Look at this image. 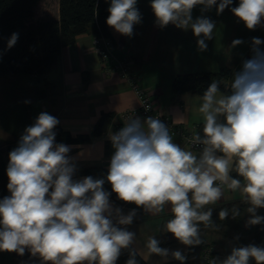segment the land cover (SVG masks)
Returning <instances> with one entry per match:
<instances>
[{
  "label": "clouds",
  "instance_id": "9594fccd",
  "mask_svg": "<svg viewBox=\"0 0 264 264\" xmlns=\"http://www.w3.org/2000/svg\"><path fill=\"white\" fill-rule=\"evenodd\" d=\"M233 0H151L158 27L173 24L191 28L200 51L212 40L216 24L192 11L200 5L206 12L216 6L217 15ZM137 0H109L108 26L131 37L134 25L142 20ZM231 12L248 30L264 23V0H239ZM18 34L8 41L11 48ZM242 41L232 42L235 47ZM264 43L252 39V57L243 61L226 91L222 81L213 80L199 96L197 112L203 120L202 135L193 132L189 143L202 146L199 154L173 142L170 128L159 118L143 121L130 117L109 139L111 157L107 182L112 193L126 203L158 215L167 208L171 214L162 228L185 246L204 243L201 225L219 229L212 220L213 208L225 189L240 193L248 205V226L264 224L257 210L264 208ZM58 119L42 112L25 128L18 146L9 153L7 166L10 195L0 199V251L39 256L41 264H116L122 250H129L126 264H138L139 252L132 248L136 234L127 230L137 215L135 209L123 214L113 208L112 193L103 187L105 179L91 176L73 179L76 172L70 146L56 143ZM235 173V177L233 176ZM229 210L222 208L224 221ZM236 218L237 207L231 209ZM155 236L147 238V255L167 260L169 255L181 264V251L169 252ZM264 264V247L249 244L233 247L223 260L211 258L208 264Z\"/></svg>",
  "mask_w": 264,
  "mask_h": 264
},
{
  "label": "crops",
  "instance_id": "0c3cea01",
  "mask_svg": "<svg viewBox=\"0 0 264 264\" xmlns=\"http://www.w3.org/2000/svg\"><path fill=\"white\" fill-rule=\"evenodd\" d=\"M146 2L147 0H137L136 6L140 12L144 9ZM50 3L51 0H41L37 3L34 7V20L37 18L38 20H59V0H55L54 12L51 16H47L48 13L45 17L36 15L40 5L47 7ZM141 16L142 20L134 25L131 37L121 35L108 26L113 43V57L116 59L127 57L133 62L132 71L140 76L141 86L149 92L160 112L170 117L184 130H196L202 135L203 120L197 112L200 95L174 94L171 88L174 77L178 74L217 71L228 67L231 69L229 85L233 74L241 70L243 61L251 59L253 54L245 50L247 45L243 43L235 47L231 44L228 47L231 36L228 40L224 39L225 52L229 48V53L226 52L227 56L218 52L217 55H213L209 50L211 40L206 41V50L200 51L197 37L190 38V45L186 44L181 48L175 43L173 45V40L168 37L164 39V42L173 49L176 45L175 56L162 57L157 55V52L153 53L149 50L151 40L148 42L150 45H146V37L150 34L154 36V44L157 43L155 38L160 36L159 31L155 29L160 27L155 23L153 10L148 17L150 20ZM230 21L235 23L234 20ZM243 26L244 24L240 26V23L237 25L238 28ZM231 33L235 34L236 31L231 30L230 35ZM92 37L89 34L77 36L72 44L62 48L56 64L43 75L7 77L11 83L7 87L9 90L6 94H3L4 85L0 83V151L7 148L15 149L25 128L34 124L42 112L56 117L60 126L73 136L91 135L100 117L103 114H109L111 122L104 135L91 137L89 142L83 144H65L70 146L69 156L74 158L76 164L73 179L79 180L86 177L82 175V170L85 168L106 167L109 170L112 157L106 154V144L111 142L109 136L124 127L126 120L121 116L126 111L137 109L139 102L127 82L117 73L105 72L98 55L93 50ZM240 39L246 40L243 36L241 38V34ZM160 42L161 40L158 41V49ZM136 117L144 120L140 116L133 118ZM173 142L181 148L186 147L191 150L176 137H173ZM192 151L197 154L200 152V150ZM238 199H242L238 191L233 193L225 189L223 198L218 202ZM110 202L114 209L119 208L125 215L132 211L118 206L112 200ZM136 212L133 223L122 227L136 234V242L132 248L139 252L147 264H162L175 260L171 255L167 260L157 255L149 257L145 248L149 236H155L160 241L159 246L167 248L169 252L179 250L186 257L188 256L189 246L181 244L171 233L162 231L164 223L171 218L167 208L164 213L158 215L145 214L144 211ZM201 235L205 244L216 246L214 258L223 260L231 254L234 246L226 242L227 237L204 231ZM204 251L203 247L198 251L196 261L202 260ZM0 264H41V260L39 256L34 257L27 250L22 256L16 252L0 251Z\"/></svg>",
  "mask_w": 264,
  "mask_h": 264
},
{
  "label": "trees",
  "instance_id": "16d2710c",
  "mask_svg": "<svg viewBox=\"0 0 264 264\" xmlns=\"http://www.w3.org/2000/svg\"><path fill=\"white\" fill-rule=\"evenodd\" d=\"M41 0H0V77H16L43 75L53 67L61 53L62 48L72 44L76 37L83 34L96 36L102 33L110 38L109 27L106 20L109 16V0H59V20H34V7ZM219 2V0H218ZM239 0H233V4L226 8L231 12V7H236ZM13 33L18 34L16 43L9 48L8 41ZM111 39V38H110ZM231 69L221 68L217 71L178 74L172 81V91L179 95L192 93L202 96L213 80L222 81L220 89L227 90ZM111 122V115L103 114L93 128L91 135H75L64 130L58 123L54 131L55 142L63 144H83L91 140V137L104 135ZM14 150L7 148L0 151V199L9 195L7 184V166L9 153ZM106 154L113 155L114 149L111 142L106 144ZM108 174L106 167H89L82 170V175L91 176L94 179H105ZM235 173L233 176L235 177ZM104 189L112 193L111 184L105 179ZM110 200L118 206L136 211H143L135 204L119 200L112 193ZM247 204L243 199L218 202L209 205L213 208L212 220L219 225L218 230L211 228L204 232H217L219 235L234 238L243 246L249 244L264 247V224L248 226L250 214L246 212ZM237 207L241 215L233 218L231 209ZM224 208L229 210V216L220 221L219 211ZM257 214L264 216V208L258 209ZM203 243L198 246H189L188 256L184 264H208V260L196 261L198 251ZM129 250H122L116 264H126L129 259ZM138 264H147L140 256H136ZM162 264H181L180 261L171 260Z\"/></svg>",
  "mask_w": 264,
  "mask_h": 264
},
{
  "label": "rangeland",
  "instance_id": "374dc122",
  "mask_svg": "<svg viewBox=\"0 0 264 264\" xmlns=\"http://www.w3.org/2000/svg\"><path fill=\"white\" fill-rule=\"evenodd\" d=\"M54 2L55 0H51V3L47 7L40 5V7H38L36 11V15L38 17H45L47 15L46 13H48L47 16H51L54 12ZM150 3H151V0H147V2L144 4V9H142L141 12L139 11L141 15H143L148 20H150L148 17L152 11V8L150 7ZM202 7L203 6H200V5L196 6L192 11V17H193V20H195L197 17L204 16L215 22L216 29L213 32L214 38L211 40V43H210L211 45H209V50L213 55L214 54L217 55V52H218V53L224 54V56H227L226 52L229 53V48H228V51L225 52L224 46H226V41L224 42V39L228 40L229 36H231V39L228 41L229 43L228 47L232 44L234 40H237L240 38V34H241V38L242 36L243 38H246V40H241V39L240 40L242 41L243 45L244 44L247 45L245 50L249 53H252V39L254 37L259 38L262 41H264V23H262L261 26H258L255 30H248L245 27V25L242 28H238L237 25L240 23V26H241L243 23L239 21L237 17L232 12H229L227 9H225L222 14L217 15L216 6H213L211 10L206 11V12L201 11ZM38 19L39 18H37V20ZM230 20H234L236 23V26H234L235 23L233 24V22ZM32 21H34V18L32 19ZM155 29L158 30L160 33V36L155 38V43L156 42L157 43L154 44V36H151L150 34V36L146 37V39L148 40V41L146 40V45L147 46L150 45V43L148 42L151 40L152 44L150 45L149 50L152 51L153 53L157 52V55H161L162 57L166 55L168 58L170 57L172 58L173 56H175L174 53L176 51L175 50L176 45L173 49L171 48L172 46L170 47L168 43L164 42V39L170 37V39L173 40V45L175 43L181 48L183 45L185 46L186 44L190 45V42H189L190 38L191 39L196 38L191 28L185 30V29L178 28L173 24H169L168 26L164 28H160V29L155 28ZM231 30L236 31V33L235 34L231 33L232 35H230ZM159 40H161L159 44L160 50L158 49ZM260 48L264 50V43L260 45ZM0 83L4 85L3 91H2L3 94H6L7 91L9 90V88L7 87L11 83L9 78H0ZM214 234H218V233L215 232ZM226 242H229L228 244H233L234 247H240V245L243 246L242 244H240L239 242H237L234 238H231L230 236L226 238ZM203 248L205 250L206 248L208 249V252H207L208 255L205 252L201 257L205 258V256H208L209 260L215 257L216 255L215 252L217 251L216 246L213 247V245L211 246L210 244L203 243Z\"/></svg>",
  "mask_w": 264,
  "mask_h": 264
},
{
  "label": "built area",
  "instance_id": "2783aa9c",
  "mask_svg": "<svg viewBox=\"0 0 264 264\" xmlns=\"http://www.w3.org/2000/svg\"><path fill=\"white\" fill-rule=\"evenodd\" d=\"M112 40L105 37L102 33L92 37V47L94 52L98 55L103 69L107 73L115 72L118 76L123 79L129 85L133 94L136 96L139 102V106L135 110L126 111L121 116L122 119L127 120L130 117L140 116L146 119L147 117L159 118L165 125L170 128V132L173 137L180 139L185 145H187L191 150H201L202 146H193L189 143L193 132L196 130L186 131L181 126L177 125L170 117L164 115L155 106L149 92L144 89L140 84V76L132 71L133 62L127 58L123 57L116 59L112 55ZM208 252V249L204 253ZM208 255V254H207ZM204 259L209 261L208 256Z\"/></svg>",
  "mask_w": 264,
  "mask_h": 264
}]
</instances>
